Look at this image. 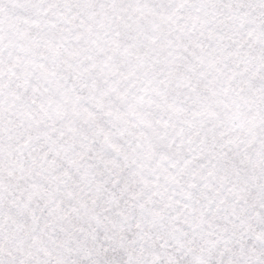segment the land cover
Listing matches in <instances>:
<instances>
[{
    "label": "snow or ice",
    "instance_id": "1",
    "mask_svg": "<svg viewBox=\"0 0 264 264\" xmlns=\"http://www.w3.org/2000/svg\"><path fill=\"white\" fill-rule=\"evenodd\" d=\"M0 264H264V0H0Z\"/></svg>",
    "mask_w": 264,
    "mask_h": 264
}]
</instances>
